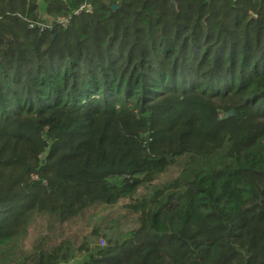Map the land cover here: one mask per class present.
<instances>
[{
	"label": "trees",
	"instance_id": "trees-1",
	"mask_svg": "<svg viewBox=\"0 0 264 264\" xmlns=\"http://www.w3.org/2000/svg\"><path fill=\"white\" fill-rule=\"evenodd\" d=\"M82 2L0 0V264H264V0ZM124 200L77 261L25 246Z\"/></svg>",
	"mask_w": 264,
	"mask_h": 264
},
{
	"label": "rangeland",
	"instance_id": "rangeland-1",
	"mask_svg": "<svg viewBox=\"0 0 264 264\" xmlns=\"http://www.w3.org/2000/svg\"><path fill=\"white\" fill-rule=\"evenodd\" d=\"M173 172L171 170L159 176L156 183L168 180ZM143 193L145 189H141L137 196ZM130 202L131 200H124L110 206L96 204L78 218L65 223L41 216L32 217L22 232L25 246L30 249L40 242L53 246L68 239L72 243L74 260L77 261L83 255V245H104L108 237L126 234L136 226L137 214L128 206ZM101 239L104 243H101Z\"/></svg>",
	"mask_w": 264,
	"mask_h": 264
},
{
	"label": "built area",
	"instance_id": "built-area-1",
	"mask_svg": "<svg viewBox=\"0 0 264 264\" xmlns=\"http://www.w3.org/2000/svg\"><path fill=\"white\" fill-rule=\"evenodd\" d=\"M91 6L90 3H88V0H83L82 4H80L74 11L73 14L77 15L85 11H90ZM44 19V17H43ZM58 24H62V26H67L70 22V17L66 16H57L54 20ZM29 27H38L40 30H44L48 27V24L45 22H35L31 23ZM101 243H104V241L101 239Z\"/></svg>",
	"mask_w": 264,
	"mask_h": 264
},
{
	"label": "water",
	"instance_id": "water-1",
	"mask_svg": "<svg viewBox=\"0 0 264 264\" xmlns=\"http://www.w3.org/2000/svg\"><path fill=\"white\" fill-rule=\"evenodd\" d=\"M171 1L174 2L175 0H171ZM113 8L115 9L116 6L114 5ZM233 113H234L233 110H231V111L229 112V115H233Z\"/></svg>",
	"mask_w": 264,
	"mask_h": 264
}]
</instances>
